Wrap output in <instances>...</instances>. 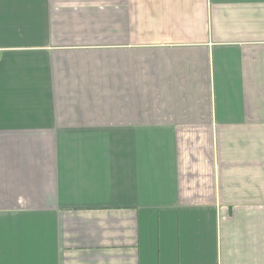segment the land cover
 Masks as SVG:
<instances>
[{"label":"crops","instance_id":"obj_1","mask_svg":"<svg viewBox=\"0 0 264 264\" xmlns=\"http://www.w3.org/2000/svg\"><path fill=\"white\" fill-rule=\"evenodd\" d=\"M0 264H264V0H0Z\"/></svg>","mask_w":264,"mask_h":264}]
</instances>
